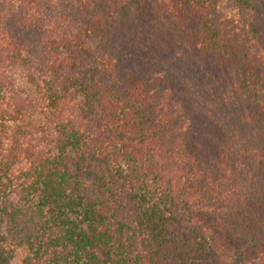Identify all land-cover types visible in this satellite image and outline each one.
I'll use <instances>...</instances> for the list:
<instances>
[{"label": "trees", "instance_id": "trees-1", "mask_svg": "<svg viewBox=\"0 0 264 264\" xmlns=\"http://www.w3.org/2000/svg\"><path fill=\"white\" fill-rule=\"evenodd\" d=\"M0 264H264V0H0Z\"/></svg>", "mask_w": 264, "mask_h": 264}]
</instances>
